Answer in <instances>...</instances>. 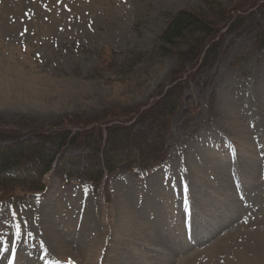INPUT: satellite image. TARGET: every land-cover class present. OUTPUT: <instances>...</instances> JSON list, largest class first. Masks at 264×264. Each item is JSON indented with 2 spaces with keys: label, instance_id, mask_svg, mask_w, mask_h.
I'll return each instance as SVG.
<instances>
[{
  "label": "rangeland",
  "instance_id": "obj_1",
  "mask_svg": "<svg viewBox=\"0 0 264 264\" xmlns=\"http://www.w3.org/2000/svg\"><path fill=\"white\" fill-rule=\"evenodd\" d=\"M208 1L0 0V147L8 135L34 144L36 131L76 117L102 123V149L107 121L130 124L186 79L191 66L180 73L156 39L170 15ZM167 135L161 166L112 174L98 192L63 182L54 164L35 193L31 155L15 176L0 170V264H264V43L254 30L226 35L213 65L187 80ZM101 149L56 160L93 164ZM186 210L197 245L184 239Z\"/></svg>",
  "mask_w": 264,
  "mask_h": 264
},
{
  "label": "trees",
  "instance_id": "obj_2",
  "mask_svg": "<svg viewBox=\"0 0 264 264\" xmlns=\"http://www.w3.org/2000/svg\"><path fill=\"white\" fill-rule=\"evenodd\" d=\"M243 1L237 0L232 9L224 10L214 0H210L195 10L182 9L168 17L164 29L156 39L155 49L162 54H172L183 66H191L192 70L179 67L180 73L189 71L185 75L186 79L172 85L159 100L140 110L130 124L125 125L126 120L107 121L111 123L105 126V146L102 149V123L95 118H66L64 125L63 121L55 124L52 129L47 130L49 132L36 131L37 141L34 144H30V139L8 135L11 144L7 148L0 147L1 172L15 176L16 166L27 155H31L30 159L36 167L32 168L34 171L31 177L39 173L31 181L36 182V190L41 191L44 186L39 179L54 164L62 181L69 182L75 178L97 186L105 173L145 171L163 162L170 119L180 104L182 88L187 80L196 71L206 70L213 65L228 34L254 30L259 43H264V14L259 5L263 0H250L242 5ZM207 14L215 19L211 20ZM73 147L87 151L89 158L101 149L103 158L97 159L93 164L83 165L79 163L78 156L61 155L56 160L60 152ZM24 171L28 172V168Z\"/></svg>",
  "mask_w": 264,
  "mask_h": 264
},
{
  "label": "snow or ice",
  "instance_id": "obj_3",
  "mask_svg": "<svg viewBox=\"0 0 264 264\" xmlns=\"http://www.w3.org/2000/svg\"><path fill=\"white\" fill-rule=\"evenodd\" d=\"M27 31V29H25V32ZM24 33H21V35H23ZM12 216L14 217L15 216V213H12ZM20 225H17V229H19ZM30 235V233H29ZM17 236H19V231H17ZM5 251H8V249H4ZM11 256L12 258L14 259L15 258V249L13 247L12 251H11ZM9 264H12V261L10 260L9 261Z\"/></svg>",
  "mask_w": 264,
  "mask_h": 264
},
{
  "label": "bare ground",
  "instance_id": "obj_4",
  "mask_svg": "<svg viewBox=\"0 0 264 264\" xmlns=\"http://www.w3.org/2000/svg\"><path fill=\"white\" fill-rule=\"evenodd\" d=\"M192 231L194 232V229L192 228ZM194 234V233H193Z\"/></svg>",
  "mask_w": 264,
  "mask_h": 264
}]
</instances>
